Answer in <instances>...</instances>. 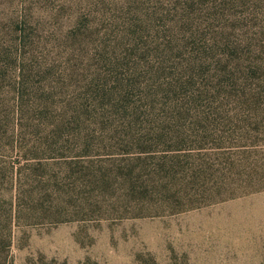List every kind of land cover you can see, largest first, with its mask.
Wrapping results in <instances>:
<instances>
[{"label": "rangeland", "instance_id": "obj_1", "mask_svg": "<svg viewBox=\"0 0 264 264\" xmlns=\"http://www.w3.org/2000/svg\"><path fill=\"white\" fill-rule=\"evenodd\" d=\"M125 11L126 0H0L3 47L16 51L14 28L27 12L33 32L22 53L54 67L26 64L20 93L19 57L9 66L1 58V114L12 115L18 96L24 110L12 134H0L1 246L10 241L0 264H264V133L256 120L236 131H138L106 97L100 114L64 117L69 128L54 133L51 103L89 99L83 77L93 67L80 62L100 50L94 38L111 24L123 27ZM84 25L100 28L99 38L73 39L72 28ZM227 137L234 142L219 146ZM243 155L248 163L237 160ZM249 175L259 190L226 197L215 185Z\"/></svg>", "mask_w": 264, "mask_h": 264}, {"label": "trees", "instance_id": "obj_2", "mask_svg": "<svg viewBox=\"0 0 264 264\" xmlns=\"http://www.w3.org/2000/svg\"><path fill=\"white\" fill-rule=\"evenodd\" d=\"M125 13L123 27L114 22L111 32L104 31L99 42L94 35L99 38L100 28L89 32L86 25L83 29L74 26L70 31L73 39L86 43L94 38L100 50H92L87 61L80 62L93 67L83 77L87 91H91L89 99L74 104L65 95L59 102L51 103L58 114L52 121L54 133L57 129L62 136V129L69 128L64 117L79 120L83 112L100 114L98 100L105 103L106 97H111V102L115 101L113 107L122 113V123L138 131L165 127L170 130L176 125L182 129L213 125L217 131H236L247 129L256 120L263 135L264 0H126ZM14 30L16 51L3 47L0 40V63L3 58L6 60L3 65L9 66L19 57V71L13 84L21 93L28 76L26 64L38 70L46 68L49 73L54 67L45 65L50 59L41 60L35 52L22 53L21 46L23 49L31 43L33 32L27 12L18 17ZM68 60L72 64L77 62ZM3 65L0 67L1 135L12 134L21 123L24 110L23 99L21 102L18 96L12 115L1 114L5 102L1 81L8 78V72L1 70ZM67 76L75 78L73 73ZM222 142L225 143L219 146L234 140L227 137ZM250 148L245 147L243 152L251 154ZM246 159L248 156L243 155L237 160L248 163ZM249 176L240 180L225 178L215 185L230 191L226 197L261 188L260 179ZM1 235H4L2 231L0 246ZM8 244L9 240L1 246L0 254L7 250Z\"/></svg>", "mask_w": 264, "mask_h": 264}]
</instances>
